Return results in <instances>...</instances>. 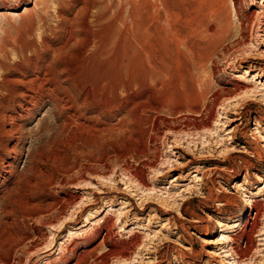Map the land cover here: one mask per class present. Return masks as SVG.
<instances>
[{
    "label": "rangeland",
    "instance_id": "374dc122",
    "mask_svg": "<svg viewBox=\"0 0 264 264\" xmlns=\"http://www.w3.org/2000/svg\"><path fill=\"white\" fill-rule=\"evenodd\" d=\"M44 74L0 264H264V0H0V110Z\"/></svg>",
    "mask_w": 264,
    "mask_h": 264
},
{
    "label": "bare ground",
    "instance_id": "6f19581e",
    "mask_svg": "<svg viewBox=\"0 0 264 264\" xmlns=\"http://www.w3.org/2000/svg\"><path fill=\"white\" fill-rule=\"evenodd\" d=\"M3 3H4V1H3ZM46 3H47V0H36V5L38 4L40 6H46ZM44 44H45L46 49H47L48 48L47 46H49L47 44V41H44ZM44 44H43V47H44ZM36 56H38V55H36ZM37 58H38V60H35V59H29L28 60L29 64L32 65L35 69L39 68V65H40L39 63L41 61L40 60L41 58H39V57H37ZM44 61H45V59H44ZM19 66H17L16 70H21V69H19ZM21 66H22V64H21ZM25 83L27 85L26 91H23L20 94H16V92L14 91L15 94L13 96H11V98L8 99V102H9L8 105L9 106H5L3 104L4 102L1 103V106H3V105L4 106L2 107L3 109L1 108L2 110H0V118L4 120V122H5L4 125H8V127L10 128L8 130L3 131V133H5V134L9 133V132H15V131L21 132L23 122L31 119L35 115V112L40 110L44 104H47V103L50 104L51 94L54 93V91L56 90L55 87L57 86V84H56V86L54 85L55 87L53 89H55V90L54 91L51 90V76H50V74H44L42 76H36L35 78L30 80L29 82H25ZM61 89L63 91V88H61ZM237 89L239 90L241 95L243 93L245 95H249V92H247V89L245 88V86L238 84ZM14 92H10V93H14ZM9 120H11V121L8 122ZM7 123H9V124H7ZM21 139H22V136H20L18 138V141ZM262 141H264V137H263ZM4 168H5L4 169L5 175L8 176L10 179H14V180L19 179L18 174L15 173V171L12 169V164L10 162H7L6 166H4ZM246 225H251V220H248L246 222ZM71 235H72V233H71ZM110 238H111V233L109 232L102 238V240H103V242H108ZM30 247H33V244L28 246V248H30ZM35 247H37V245ZM28 248L26 247V249L24 248V250H27Z\"/></svg>",
    "mask_w": 264,
    "mask_h": 264
}]
</instances>
